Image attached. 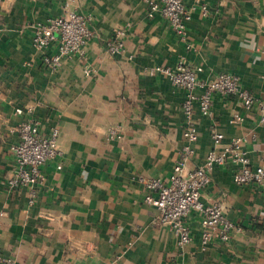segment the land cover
<instances>
[{"label": "crops", "instance_id": "obj_1", "mask_svg": "<svg viewBox=\"0 0 264 264\" xmlns=\"http://www.w3.org/2000/svg\"><path fill=\"white\" fill-rule=\"evenodd\" d=\"M65 1L0 0V264H264V186L237 185L230 165L216 167L202 201L222 203L243 231L203 247L201 217L190 214L192 239L180 246L155 222L158 212L145 204L139 182H169L185 145L186 91L152 68L184 64L201 69L204 83L236 75L258 101L264 97V0H186L197 9L185 38L168 21L148 17V0H73L93 37L83 56L53 71L32 46L33 25L61 16ZM118 29L127 30L126 51L112 55L106 43ZM236 115L242 120L232 124ZM259 118L257 104L247 110L235 97L215 95L211 117L196 105L199 139L188 169L236 137L247 139L251 164L264 167ZM31 119L44 136L59 131L62 157L46 164L43 185L11 190V149L20 141L14 129ZM111 128L121 138H110ZM213 131L222 144L215 145Z\"/></svg>", "mask_w": 264, "mask_h": 264}, {"label": "built area", "instance_id": "obj_2", "mask_svg": "<svg viewBox=\"0 0 264 264\" xmlns=\"http://www.w3.org/2000/svg\"><path fill=\"white\" fill-rule=\"evenodd\" d=\"M186 0H148L147 15L150 19L162 18L169 22L172 31L181 38L186 37L187 25L191 21L196 6L186 7ZM73 0H66L63 14L56 18L46 19L33 25V48L41 53L46 68L56 71L65 59L74 55H84V47L93 37L90 29V19L72 9ZM204 15L208 14L205 3L197 2ZM127 30L118 29L106 47L112 55L124 54ZM55 48L53 55L49 52ZM197 71L179 64L175 68L157 66L150 70L151 74L164 75L172 85L186 91L183 111L187 121L183 130L185 145L180 152L169 182L159 178L140 176L139 182L146 190L144 202L154 207L158 216L157 224L168 226L177 238L180 246L191 242V231L186 221L192 212L201 217V243L203 247L212 241L229 242L235 233H241L242 227L232 222L222 203L206 205L202 201V192L211 183V174L216 167L230 165L233 169V181L237 185L264 186V167H254L248 152L243 148L245 137L233 138L230 145L222 151L215 149L208 152L204 163L194 169H188V164L195 155V144L198 142V128L192 120L196 105L202 116L211 117L213 98L215 95L235 97L241 101L244 108L250 110L258 105L259 122L264 124V97L258 99L242 85L241 78L236 75L221 74L214 81L204 83L198 79ZM90 75V69H85ZM201 89L199 94L197 91ZM17 114H24L23 109H17ZM242 119L236 115L232 124ZM14 131L20 141L12 147L17 170L8 180L11 190L20 187H34L45 183L44 168L51 160L62 157L59 147V131L54 129L49 136L40 132V124L36 120L26 121L17 126ZM110 138H121L119 128L109 130ZM215 145L222 144L224 136L212 132ZM61 167H59L60 169ZM36 191L32 190L31 203H34Z\"/></svg>", "mask_w": 264, "mask_h": 264}]
</instances>
